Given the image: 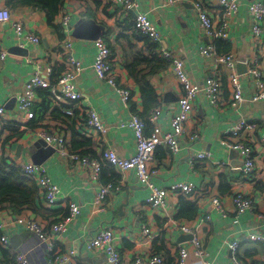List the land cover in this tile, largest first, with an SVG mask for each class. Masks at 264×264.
<instances>
[{
  "label": "crops",
  "instance_id": "0c3cea01",
  "mask_svg": "<svg viewBox=\"0 0 264 264\" xmlns=\"http://www.w3.org/2000/svg\"><path fill=\"white\" fill-rule=\"evenodd\" d=\"M6 1L0 0V8H7ZM123 1L66 0L63 8L71 14L73 26L79 21L78 15L82 14L83 18L94 19L105 27L101 38L112 48L116 81L130 91L132 101L138 107L142 108L140 89L126 70V64L136 51L147 58L154 54L158 56V52L163 48L175 58L185 61L192 83H202L208 77L215 76L222 80L226 89L228 88L224 69H216L214 60L201 54V50L208 45H213L218 53L225 51L224 45L219 44L222 41L208 36L201 28L193 9L196 0H186L178 7L165 5L164 0H137L139 9L156 25L161 35L159 42L137 37L134 32V10L128 14L124 13ZM252 1L254 0H237L239 12L229 29L230 40L225 44L229 45L230 51L236 55L238 64L246 65L247 71L250 58L257 57L259 67L264 72V40H257L251 34L248 6ZM218 10L215 6L208 7L209 16L215 21L221 17ZM11 12V22L0 26V46L8 51L5 63L0 64V106L5 107L11 99H16L23 92L28 77L35 73V65L27 60L42 59L49 53L53 55L56 49L63 48V41L57 30L48 25L40 9H11ZM19 20L41 36L40 46H20L13 26ZM60 20L61 13L55 22L61 27ZM73 41L74 57L83 66L75 84L79 91L87 94L92 108L110 126L108 138H101L84 126L85 115L80 103L67 101L64 105L72 106V116L61 111V114H55L53 110L60 108L51 105L50 110L44 112L42 121L37 122L38 129L16 124L18 132L23 134L22 137L19 140L11 139L4 152L0 143V155L6 156L7 165L15 160L32 162V155L37 153L34 144L40 140L34 131L40 128L65 135L73 150L86 152L85 154L92 157L100 156L106 148L105 142L122 158L134 155L133 133L128 126L121 125L133 113L131 108L124 106L120 95L110 84L97 78L92 68L97 55L95 41H83L74 37ZM51 64L66 67V61L60 54L53 57ZM166 64L165 70L151 75L149 79L160 99L157 124L163 131L169 132L172 130V118L179 114L182 89L171 64ZM146 66L147 64H144V67ZM150 71L147 67L144 73ZM40 73L44 75L45 69H40ZM240 78L243 96L250 99L256 90L255 85L248 73L240 75ZM233 99V95L227 90L225 105L216 109L206 94L201 92L194 104V117L187 126L189 131L197 129L200 137L193 144L181 142L177 153L169 152L164 147L157 148L154 153L152 166L159 169L158 175L152 179L154 186L165 189L177 182H194L200 189L193 198L171 195L166 198L164 208L154 209L147 203L150 189L137 180L134 170L121 173L112 167H104L99 182L95 183L90 181L80 166L71 168L66 161L60 160L54 154L44 161V164L49 170L52 182L61 188V198L55 206H49L43 202L40 195L38 216L32 212L25 215H32L49 232L56 250L75 252V258L68 264H108V259L103 253L88 247L91 239L102 228L114 232L115 244L121 255L120 264H133L135 257L151 254L159 255L163 264H179V248L190 246L192 250L193 247L190 240L182 237L189 234L175 227V222L180 226L192 228L202 241L206 253V258L201 259L191 252L185 264H203V260L212 264H233L232 252L228 246L235 241L239 242L236 256L240 261L246 264H264V245L248 238L251 233L264 235V101H246L238 108H233L228 105ZM37 100L39 105L40 99ZM6 109L11 113H6V121L0 129L2 141L15 134V129L10 127L15 124L13 122L28 123L35 115L34 111L18 115L14 103ZM240 117L248 123L244 137L253 144L256 151L257 172L252 177H246L240 172L239 155L230 152L224 142L226 132ZM147 133H151L150 129ZM202 151H210L212 158L197 161L194 172L189 159ZM112 175H115L114 183L120 189L108 197L99 209L94 204L96 192L98 187L110 181ZM237 192H243L250 197L254 205L253 211L240 216L236 214L234 195ZM215 197L222 200L226 216L218 215L214 211L211 200ZM188 202L190 208H185ZM70 203L79 206V214L65 231L51 233V225L58 222L64 213H68ZM191 206L198 209V215L194 218H191L194 216ZM207 215H211L212 219L207 220ZM16 217L17 215L6 206L0 209V219L7 221ZM145 228L150 229L149 234L143 232ZM24 232L27 231L20 225L9 229L11 238ZM20 249L26 253L29 264H62L55 256L47 257L45 246L37 242L33 235L27 238Z\"/></svg>",
  "mask_w": 264,
  "mask_h": 264
},
{
  "label": "built area",
  "instance_id": "2783aa9c",
  "mask_svg": "<svg viewBox=\"0 0 264 264\" xmlns=\"http://www.w3.org/2000/svg\"><path fill=\"white\" fill-rule=\"evenodd\" d=\"M167 6H180L186 0H164ZM218 4V5H216ZM218 7L221 17L218 21L213 20L208 14V7ZM237 0H196L193 3V9L196 12L201 28L205 33L222 42L230 40V26L233 19L238 14ZM134 10V32L153 42H159L161 35L148 15L139 9L137 0H124L123 12L128 14ZM249 19L251 21V34L257 40H264V0H254L248 6ZM79 20L83 19V15H78ZM12 12L9 8H0V26L10 23ZM64 31L65 40L61 53L55 52L53 55L49 53L42 59H28L30 63L35 65V73L28 77L23 92L15 99V108L22 113H28L32 110L37 98L38 90L49 91L51 105L55 108H64L68 103H80L84 111V126L93 131L101 138L107 139L109 136L110 126L107 125L89 103L87 94L79 91L75 81L83 71L82 63L74 57V41H73V24H71V14L64 8L61 10V20L59 23ZM16 37L21 47L32 44L36 47L42 43L41 36L37 35L32 29L27 28L23 21L19 20L13 24ZM62 45V43H61ZM97 55L94 59L92 68L97 78L111 85V87L120 95L121 100L126 108H130V91L122 87L115 77L114 60L111 47L100 38L95 41ZM61 55L66 61V67L60 72L55 71L51 61L54 56ZM201 54L207 58L214 60L216 69H224L228 78V88L224 87L220 78L210 76L202 83H192L190 81L187 65L183 59L175 58L170 52L161 49L158 56L170 63L172 71L181 86L182 96L179 99V114L172 118V130L167 132L157 124L160 111H153L148 120L152 125L151 133H147L146 123L137 114L131 113L128 120L122 122V126H128L134 136L135 153L130 158L120 157L115 150L105 142L106 148L101 152L100 156L92 157L90 155H82L79 151L72 150L65 135L54 130L40 128L34 131L36 136L43 140L47 146L55 149V154L60 160L66 161L71 168L80 166L91 182L98 183L104 167H112L121 173L134 170L137 180L148 187L151 191L147 198V203L154 209L164 208L166 198L171 195H180L187 198H193L199 192V186L194 182H177L169 188H157L154 186L152 179L159 173V169L152 166L154 153L159 147H164L169 152L177 153L180 150L181 142L193 144L200 135L198 130L189 131L187 126L193 119L195 114V101L201 92H204L211 104L219 109L225 105L224 98L228 92L233 95L234 99L228 102L233 108H238L243 102L255 103L264 101V72L259 67L257 57H251L248 61V75L252 79L256 90L252 93L250 99L243 96L240 74L238 72V60L234 53H218L213 45H208L201 50ZM8 56V51L0 46V64H4ZM36 61V62H35ZM45 69V74L40 73V69ZM11 99L10 101H12ZM6 107L0 106V129L6 121ZM68 115L74 114L73 110L65 111ZM248 123L240 117L239 120L226 132L224 142L228 150L237 153L241 159L240 172L246 177H252L257 172L256 151L253 144L248 142L244 137L247 132ZM38 129V128H37ZM36 130V129H35ZM264 143V134L262 136ZM210 151H202L195 157L189 159L191 168L196 171L197 161L211 160ZM10 165L19 168L22 175L36 181L40 195L45 204L55 206L61 198V188L52 182V177L45 164L37 165L29 161H13ZM120 188L116 184H104L98 187L95 195L94 204L99 209L103 207L105 200L117 193ZM214 211L218 215L226 216L227 212L223 202L219 197L211 200ZM234 204L236 206V214L244 215L246 212L254 210L253 201L243 192H237L234 195ZM80 208L75 203L69 204V214L61 217L60 220L50 227L53 234L63 232L69 224L79 214ZM207 220H211L212 216L207 215ZM16 225L22 226L27 232L33 235L37 242L42 243L46 249L47 257L55 256L62 264H68L75 258V252L68 250L60 252L56 250L54 240L49 236L41 224L32 215H17L15 219H0V245L4 248L11 247V236L9 234L10 227ZM183 233L191 235L190 246L179 248V264H185L190 258L191 252L195 256L204 259L206 253L202 241L198 238L197 233L186 225L180 226L174 223ZM145 234L150 233L149 228L143 230ZM248 238L252 242H258L264 245V235L251 233ZM89 249H96L103 253L108 264H120L121 255L115 244L114 232L107 228L99 230L88 244ZM232 252L233 264H246L240 261L237 256L239 242L235 241L229 244ZM16 264H29L27 255L20 247L15 251ZM0 264H3L0 258ZM133 264H163V259L156 254L139 255L135 257ZM203 264H212L210 261L203 260Z\"/></svg>",
  "mask_w": 264,
  "mask_h": 264
},
{
  "label": "trees",
  "instance_id": "16d2710c",
  "mask_svg": "<svg viewBox=\"0 0 264 264\" xmlns=\"http://www.w3.org/2000/svg\"><path fill=\"white\" fill-rule=\"evenodd\" d=\"M66 0H7L6 7L9 9H22V8H37L40 9L46 18L48 25L51 28L57 30L61 41L65 40V34L63 29L57 25L56 19L61 13V10L64 6ZM75 23V22H74ZM73 24V23H72ZM137 37H141L137 35ZM143 38V37H141ZM146 39V38H143ZM149 40V39H148ZM149 42V41H148ZM220 45H224V53H230V46L225 44V42H219ZM112 49V48H111ZM61 49H56L55 52L61 53ZM141 52H134L132 59L128 61L126 64V70L128 71L129 75L136 81L138 88L140 89L141 97H142V108L138 107L135 102L132 101V95L130 98V105L131 111L134 114L139 115L144 122L146 123L147 131L152 130V125L150 124L148 117L150 114L159 108L160 99L157 95L155 89L153 88L149 77L157 72H161L167 68V62L160 59L156 54L150 55L147 58L142 56ZM144 64H147L144 67ZM151 66V67H150ZM151 69L150 73L145 74L146 68ZM55 71L60 72L64 69L63 66H54ZM38 98L40 99V103L38 105V100L35 102L33 106L34 111V118L29 120L28 123H19L18 121L13 122L15 124L10 125L15 129V134L10 136L8 139L2 141L0 136V143L2 144L1 150L4 152L5 147L7 146L8 142L13 139L17 138L19 140L22 137V133L18 132V125L21 126H33V129H36L37 122L42 121L44 112L49 111L51 108V100L49 91L47 90H38ZM72 106H65L63 109H55L53 112L55 114H61V112L65 113V110L71 109ZM59 110V111H58ZM61 111V112H60ZM18 112V115H22L25 113ZM28 112V113H30ZM7 114H10L8 110H6ZM14 113V112H13ZM12 113V114H13ZM41 113V114H39ZM37 115V117H36ZM64 116V115H63ZM73 150V149H72ZM78 151V150H77ZM80 152V151H79ZM82 155L86 156L83 152H80ZM6 156L1 154L0 155V209H3L4 206L11 209L16 215H21L25 213L32 212L33 215L38 216L39 214V206H41L40 201V192L36 181L31 178H28L21 174L18 167L15 165H7ZM116 177L112 175L110 177V181L107 184H115L114 182ZM106 184V185H107ZM187 204V205H186ZM185 204V208H190L189 202ZM189 205V206H188ZM193 207L192 212L194 214V218L198 215V209L195 206ZM69 214L64 213L62 217H65ZM200 215V214H199ZM0 255L3 264H16V257L17 255L13 251L12 247L4 248L0 245Z\"/></svg>",
  "mask_w": 264,
  "mask_h": 264
},
{
  "label": "water",
  "instance_id": "95a60500",
  "mask_svg": "<svg viewBox=\"0 0 264 264\" xmlns=\"http://www.w3.org/2000/svg\"><path fill=\"white\" fill-rule=\"evenodd\" d=\"M105 33V27L103 25H99L93 19H80L73 26V36L78 40L83 41H96L101 38V36ZM238 72L240 75L247 73V67L244 63H239ZM15 104V99L9 101L6 108L12 103ZM34 148L37 150L35 155H32V162L37 165L44 164L50 156L54 155L55 149L51 146H47V144L43 140H39L34 144ZM19 149V148H18ZM30 237L29 232H24L20 235H15L11 238V247L14 251H16L26 240ZM185 240H191V235H183Z\"/></svg>",
  "mask_w": 264,
  "mask_h": 264
},
{
  "label": "clouds",
  "instance_id": "9594fccd",
  "mask_svg": "<svg viewBox=\"0 0 264 264\" xmlns=\"http://www.w3.org/2000/svg\"><path fill=\"white\" fill-rule=\"evenodd\" d=\"M86 19H91V18H86ZM94 20V19H93ZM99 24V23H98ZM33 163V162H32ZM30 236H31V234H30Z\"/></svg>",
  "mask_w": 264,
  "mask_h": 264
}]
</instances>
